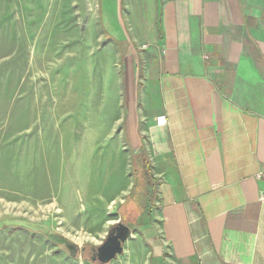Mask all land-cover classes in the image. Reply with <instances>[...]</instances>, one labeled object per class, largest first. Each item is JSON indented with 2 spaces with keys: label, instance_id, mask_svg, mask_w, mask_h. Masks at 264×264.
<instances>
[{
  "label": "crops",
  "instance_id": "1",
  "mask_svg": "<svg viewBox=\"0 0 264 264\" xmlns=\"http://www.w3.org/2000/svg\"><path fill=\"white\" fill-rule=\"evenodd\" d=\"M121 3L115 45L137 57L123 134L149 175L117 207L131 235L115 261L264 264V0Z\"/></svg>",
  "mask_w": 264,
  "mask_h": 264
},
{
  "label": "rangeland",
  "instance_id": "2",
  "mask_svg": "<svg viewBox=\"0 0 264 264\" xmlns=\"http://www.w3.org/2000/svg\"><path fill=\"white\" fill-rule=\"evenodd\" d=\"M121 7L0 0V264H131L91 262L45 237L100 244L138 175H149L123 134L126 64L137 57L115 45L114 30L127 37Z\"/></svg>",
  "mask_w": 264,
  "mask_h": 264
},
{
  "label": "water",
  "instance_id": "3",
  "mask_svg": "<svg viewBox=\"0 0 264 264\" xmlns=\"http://www.w3.org/2000/svg\"><path fill=\"white\" fill-rule=\"evenodd\" d=\"M115 232H114V231ZM130 228L123 223H117L105 242L99 246L98 257L100 263H107L123 253V242L130 237Z\"/></svg>",
  "mask_w": 264,
  "mask_h": 264
},
{
  "label": "flooded vegetation",
  "instance_id": "4",
  "mask_svg": "<svg viewBox=\"0 0 264 264\" xmlns=\"http://www.w3.org/2000/svg\"><path fill=\"white\" fill-rule=\"evenodd\" d=\"M123 223L124 225L128 226L130 228V225L126 222H124L122 219L115 222L112 227L109 228L106 236L104 237V240L96 245V246H93V247H90V246H83L81 248L77 247V246H74L72 244H66V249L64 250H67L69 251L72 255H77V254H80L81 256H86L91 262H99V257H98V249H99V246L102 245L105 240L108 238V236L111 234V230L113 229V227L117 224V223ZM131 230V228H130ZM114 231V230H113ZM115 232V231H114ZM124 243H122L123 245V249H124ZM57 247H59V245H56Z\"/></svg>",
  "mask_w": 264,
  "mask_h": 264
},
{
  "label": "trees",
  "instance_id": "5",
  "mask_svg": "<svg viewBox=\"0 0 264 264\" xmlns=\"http://www.w3.org/2000/svg\"><path fill=\"white\" fill-rule=\"evenodd\" d=\"M45 237L49 240H51L54 244L59 245L60 248L64 247V249H66V244H72L67 238H65L64 236H62L61 234H59L58 232L55 231H50L48 232ZM93 247V246H90ZM85 259L88 260V258L85 256Z\"/></svg>",
  "mask_w": 264,
  "mask_h": 264
},
{
  "label": "built area",
  "instance_id": "6",
  "mask_svg": "<svg viewBox=\"0 0 264 264\" xmlns=\"http://www.w3.org/2000/svg\"><path fill=\"white\" fill-rule=\"evenodd\" d=\"M259 178L263 179L264 180V170L261 171L259 174H258ZM260 201L261 202H264V188H262L261 192H260Z\"/></svg>",
  "mask_w": 264,
  "mask_h": 264
}]
</instances>
